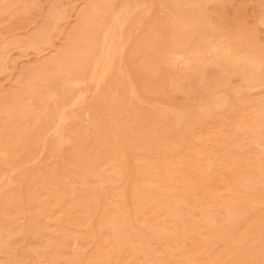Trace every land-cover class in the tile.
<instances>
[{"label": "rangeland", "instance_id": "1", "mask_svg": "<svg viewBox=\"0 0 264 264\" xmlns=\"http://www.w3.org/2000/svg\"><path fill=\"white\" fill-rule=\"evenodd\" d=\"M0 264H264V0H0Z\"/></svg>", "mask_w": 264, "mask_h": 264}, {"label": "bare ground", "instance_id": "2", "mask_svg": "<svg viewBox=\"0 0 264 264\" xmlns=\"http://www.w3.org/2000/svg\"><path fill=\"white\" fill-rule=\"evenodd\" d=\"M133 10L131 9V6L129 4H125L123 8H121L116 16V20L113 25V30L111 33L105 37V45L103 46V52L101 57L98 59V62H96L95 67L92 70L91 76L89 77V80L86 82L90 84H94L98 89L99 87L103 86L107 79L113 74V72L117 71L122 79H126L128 83V91L130 95L134 98V100L138 101L141 104H148L150 103L142 94L141 91L138 88L137 83L133 79V77L130 75L129 69L126 65H124V53H125V47L127 44L124 41L123 28L128 25L129 20L132 18L131 16L133 14ZM57 13V12H55ZM86 13V12H85ZM59 14V13H58ZM55 15V14H54ZM85 15V14H83ZM90 15V14H89ZM88 16V15H87ZM92 16V15H91ZM56 17V16H55ZM57 17V22L58 18ZM86 17V15H85ZM56 20V18H55ZM60 22V19H59ZM39 32V31H38ZM46 32V31H45ZM42 33V32H41ZM39 34V33H38ZM37 34V35H38ZM108 34V33H107ZM42 35V34H41ZM38 37V36H37ZM38 39V38H37ZM40 39V38H39ZM61 71V70H60ZM66 73V72H65ZM83 73V72H82ZM81 73V74H82ZM74 74V73H73ZM77 74V73H76ZM81 76V75H79ZM81 79V78H79ZM71 80V79H70ZM83 81V80H82ZM85 81V80H84ZM84 81L82 83H84ZM81 82L76 81L74 85H79ZM87 84V85H88ZM113 85V84H112ZM91 86V85H90ZM122 86V85H121ZM73 87V86H72ZM75 87V86H74ZM79 87V86H78ZM113 88V86H111ZM93 88V87H92ZM110 88V90L112 89ZM97 89V90H98ZM101 90V89H100ZM95 91V90H94ZM81 97V96H80ZM91 98V97H90ZM80 99V98H78ZM83 99V98H82ZM130 99V98H129ZM127 100V99H126ZM81 101V99H80ZM129 101V100H128ZM218 101V100H217ZM129 103V102H128ZM151 104V103H150ZM113 106V105H112ZM111 106V107H112ZM116 106V105H115ZM123 110H125L123 108ZM134 110V109H133ZM88 115V114H87ZM119 116V115H118ZM136 116V115H135ZM63 118V117H62ZM142 119V118H141ZM152 119V118H151ZM116 121V119H115ZM153 122V120H151ZM150 122V121H149ZM118 124V123H117ZM50 125V124H49ZM120 130V129H118ZM67 137V136H66ZM61 139L62 136H61ZM31 148V147H30ZM46 148V147H45ZM37 149V148H36ZM27 150V149H26ZM125 150V149H124ZM126 154V153H125ZM23 161V160H22ZM33 161V160H31ZM28 164V163H27ZM29 167V166H28ZM135 171V170H134ZM80 176V175H79ZM36 181V180H35ZM48 185V184H47ZM74 186V185H73ZM44 187V185H43ZM48 190V189H47ZM49 192V191H48Z\"/></svg>", "mask_w": 264, "mask_h": 264}]
</instances>
